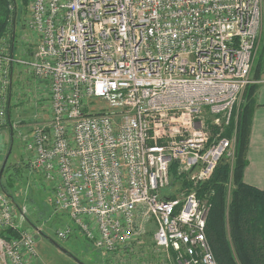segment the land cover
Returning <instances> with one entry per match:
<instances>
[{"label":"built area","instance_id":"1","mask_svg":"<svg viewBox=\"0 0 264 264\" xmlns=\"http://www.w3.org/2000/svg\"><path fill=\"white\" fill-rule=\"evenodd\" d=\"M28 1L35 48L18 37L14 5L0 39V127L21 77L45 85L51 119L25 150L51 185L49 203L102 254L130 261L153 232L161 261L217 264L197 190L223 161L234 165L236 133L225 135L264 60V0ZM17 211L0 187V235L19 234L0 236V264L38 256Z\"/></svg>","mask_w":264,"mask_h":264},{"label":"rangeland","instance_id":"2","mask_svg":"<svg viewBox=\"0 0 264 264\" xmlns=\"http://www.w3.org/2000/svg\"><path fill=\"white\" fill-rule=\"evenodd\" d=\"M28 4L16 0V31L22 45L28 44L34 49L36 39L26 34L25 29ZM25 77H21L24 79L18 89L22 96L11 108L6 125L0 127V187L6 189L16 203L18 231L30 232L37 241L38 256L33 264H168L161 261L162 254L155 248L153 232L135 242L130 261L125 262L119 255L96 251L75 229L68 215L56 211L49 203L53 196L51 185L45 184L43 177L31 169L25 142L34 127L49 123L51 104L45 85ZM100 106L106 107L102 102ZM70 226L74 230L72 236L60 240L57 232ZM154 258L158 259L153 261Z\"/></svg>","mask_w":264,"mask_h":264},{"label":"trees","instance_id":"3","mask_svg":"<svg viewBox=\"0 0 264 264\" xmlns=\"http://www.w3.org/2000/svg\"><path fill=\"white\" fill-rule=\"evenodd\" d=\"M23 1L28 4V0ZM11 5L16 7V0H0V39L10 25ZM262 67L263 53L253 71L259 73ZM253 81L236 109V121L233 120L225 135L230 137L233 131L236 133L233 167L223 161L214 176L200 184L197 190L199 198L207 199L210 205L206 234L217 264H264V191L244 181L258 87L254 78ZM172 170L177 181L175 166ZM188 186L187 182L183 184L184 188ZM18 235L17 231L9 229L0 236L11 238Z\"/></svg>","mask_w":264,"mask_h":264},{"label":"crops","instance_id":"4","mask_svg":"<svg viewBox=\"0 0 264 264\" xmlns=\"http://www.w3.org/2000/svg\"><path fill=\"white\" fill-rule=\"evenodd\" d=\"M252 77L257 81L258 87L248 150L249 164L244 173V181L264 191V60L262 70L259 73L253 71ZM37 233L41 234V231Z\"/></svg>","mask_w":264,"mask_h":264},{"label":"water","instance_id":"5","mask_svg":"<svg viewBox=\"0 0 264 264\" xmlns=\"http://www.w3.org/2000/svg\"><path fill=\"white\" fill-rule=\"evenodd\" d=\"M5 163H6V162H5ZM5 163H4V164H5Z\"/></svg>","mask_w":264,"mask_h":264}]
</instances>
